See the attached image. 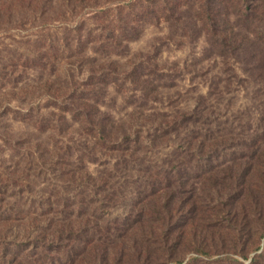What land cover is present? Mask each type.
<instances>
[{"label": "trees", "instance_id": "obj_1", "mask_svg": "<svg viewBox=\"0 0 264 264\" xmlns=\"http://www.w3.org/2000/svg\"><path fill=\"white\" fill-rule=\"evenodd\" d=\"M109 1L118 3L114 18L100 0H0V32L23 30L29 24L27 20L36 17L41 18L43 25L50 12L59 21L67 11L72 14L77 9H89L93 10L95 21L94 36L83 39L81 27L75 30L73 42L67 36L46 35L33 42L32 58H11L8 65L0 66L2 116L12 113L33 132L49 134L46 143L30 134H21L14 140L11 130L2 140L17 158L11 156L9 164L0 159V264H27L22 259L25 242L49 245L75 234L71 223L77 219L45 218L44 214L58 211L59 203L70 212L88 206L78 200L52 202V198L106 193L113 188L106 180V171H102L105 175L93 174L89 165L98 166L107 160L126 168L129 163L150 162L162 150L175 146H181V151L171 158L176 162L212 161L220 156L219 148L234 141L231 130L223 135L204 128L209 124L204 98L198 99L199 105L191 110L148 107L149 103L163 104V82L172 70L162 64L159 50L131 55L129 46L141 38L146 26L161 21L168 23L172 31H187L181 17L183 4L170 0ZM202 1L196 20L203 33L206 30V42L217 50L226 67L232 62L244 64L252 79L264 84V58L254 50L256 44L264 42L263 0H230L231 4L226 0ZM241 25L243 31L239 30ZM188 36H195L196 40L201 37ZM123 57L125 61L121 63ZM64 60L71 67L66 78L59 74ZM200 61H204V55ZM34 68L44 76L35 83L19 84L25 71ZM71 69L84 76L75 78ZM112 88L122 95L131 92L141 100L124 120H115L111 112L101 107L102 95L105 97ZM40 99L46 102L43 108H50V112L38 116L40 102L32 103ZM12 103H26L27 109H14ZM45 183L51 191L42 187ZM152 187L165 192L173 190L171 182ZM42 221H47V225L42 226ZM260 257H253L251 263L260 264Z\"/></svg>", "mask_w": 264, "mask_h": 264}, {"label": "rangeland", "instance_id": "obj_2", "mask_svg": "<svg viewBox=\"0 0 264 264\" xmlns=\"http://www.w3.org/2000/svg\"><path fill=\"white\" fill-rule=\"evenodd\" d=\"M170 1L183 4L181 17L188 30L172 31L168 23L161 21L146 26L141 38L129 46L131 55L159 50L162 64L172 70L163 82L166 84L163 104L149 103L148 107L191 110L199 105L198 99L204 98V114L209 120L204 128H210L214 134L221 131L223 135L231 130L234 145L219 148L220 156L212 161L176 162L171 158L181 151V146H175L162 150L150 162L129 163L126 168L107 160L100 161L98 166L89 165L93 174L106 171V180L113 188L106 193L77 194L75 198L63 194L60 199L52 198V202L78 200L88 206L70 212L59 203L58 211L44 214L45 218L77 219L71 223L75 234L49 245L25 242L26 254L22 258L25 263L252 264V258L261 255L259 261L264 264V84L255 78L254 81L244 64L232 62L226 67L217 50L206 42V30L203 33L196 20L202 0ZM100 2L110 8L108 14L114 18L117 1ZM92 11L77 9L72 14L67 11L59 21L50 12L43 25L41 18L36 17L27 20L29 24L23 30L0 32V66L8 65L11 58H32L33 42L46 35L67 36L73 42L75 30L81 27L83 39L94 36ZM239 30H244L242 25ZM189 34L201 37L196 40ZM254 50L264 58L263 41ZM124 61L123 57L120 62ZM66 62L59 71L65 78L71 68ZM71 71L77 79L84 76L75 69ZM24 76L19 84L35 83L44 75L34 68L26 70ZM129 93L122 95L110 89L100 99L102 109L111 112L115 120L126 119L131 109L141 103L138 96ZM38 102L41 106L40 110L36 108L38 116L50 112V108H43L44 100L32 104ZM11 107L26 110L27 104L12 103ZM1 111L0 159L9 164L10 157L17 156L9 144L2 143L11 130L14 140L21 134H30L45 143L49 141V134L39 135L21 124L19 117L9 112L2 116ZM169 182L172 191L152 187L167 186ZM42 187L51 191L46 183ZM36 190L40 192L39 187ZM44 209L48 212V208ZM46 222L42 221V226Z\"/></svg>", "mask_w": 264, "mask_h": 264}]
</instances>
